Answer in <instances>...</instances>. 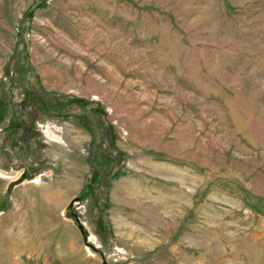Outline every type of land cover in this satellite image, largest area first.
I'll use <instances>...</instances> for the list:
<instances>
[{
    "label": "rangeland",
    "instance_id": "rangeland-1",
    "mask_svg": "<svg viewBox=\"0 0 264 264\" xmlns=\"http://www.w3.org/2000/svg\"><path fill=\"white\" fill-rule=\"evenodd\" d=\"M0 264H264V0H0Z\"/></svg>",
    "mask_w": 264,
    "mask_h": 264
},
{
    "label": "bare ground",
    "instance_id": "bare-ground-1",
    "mask_svg": "<svg viewBox=\"0 0 264 264\" xmlns=\"http://www.w3.org/2000/svg\"><path fill=\"white\" fill-rule=\"evenodd\" d=\"M16 175H18V174L15 171L7 172V171H4V170L0 169V177L13 178Z\"/></svg>",
    "mask_w": 264,
    "mask_h": 264
}]
</instances>
